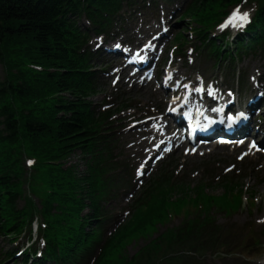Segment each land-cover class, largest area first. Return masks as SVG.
I'll return each mask as SVG.
<instances>
[{
    "label": "trees",
    "instance_id": "1",
    "mask_svg": "<svg viewBox=\"0 0 264 264\" xmlns=\"http://www.w3.org/2000/svg\"><path fill=\"white\" fill-rule=\"evenodd\" d=\"M214 1L222 0H199L197 6L203 8ZM57 2L0 0V60L6 59V55L17 56V59L21 57L32 65L47 68L36 74L20 70L15 75L8 73L5 84H0V175L4 177L0 181V189H8L11 182L8 180H12V174L5 171L16 167L15 140L34 144L37 151L46 156L70 151L84 131L79 126L80 112L71 107L66 121L48 109L34 114L38 103L34 105L33 101L41 100L46 92H68L76 96L85 90L75 81L78 69L75 68L72 51H69L71 47L61 34L66 27L59 24L54 14ZM22 44L24 47L17 53L7 51L8 45L18 47ZM74 102L72 100L68 106H73ZM18 103L25 104L26 111L18 109ZM44 172L47 176L52 174L50 168Z\"/></svg>",
    "mask_w": 264,
    "mask_h": 264
},
{
    "label": "rangeland",
    "instance_id": "2",
    "mask_svg": "<svg viewBox=\"0 0 264 264\" xmlns=\"http://www.w3.org/2000/svg\"><path fill=\"white\" fill-rule=\"evenodd\" d=\"M2 76L3 74L0 67V79L2 78ZM133 98H136V95H132L130 99ZM212 153L219 156L226 163V166L223 169H225L230 163H233L234 161V157L230 155L227 150L219 151L218 149H214ZM227 155V159L224 160L223 158ZM245 161L246 165L248 167H251L250 171L248 173L243 172L237 173L235 175L242 176L240 178V183L237 184H241L240 186L243 189V194L249 195V193H253L252 197L253 199H255L254 209L250 212L242 209L236 215H234L231 220L225 218L224 214L221 212L216 213L214 217L220 224L234 223L236 225L241 224L245 219H247L250 234L259 236L261 242L264 243V224L260 225V223H257V220L259 222H262L264 220V170L260 169L263 163L261 160L256 162L254 158H248V160L246 159ZM67 162L69 164H72V162L77 163V158L75 156H72L70 157V159H68ZM258 165L260 166L255 168V166ZM234 169H237V166H235ZM214 192L215 194H218L220 192V189L214 190Z\"/></svg>",
    "mask_w": 264,
    "mask_h": 264
},
{
    "label": "snow or ice",
    "instance_id": "3",
    "mask_svg": "<svg viewBox=\"0 0 264 264\" xmlns=\"http://www.w3.org/2000/svg\"><path fill=\"white\" fill-rule=\"evenodd\" d=\"M251 23L250 15L248 13H241L240 9H237L233 15L230 17L228 24L234 26V27H246L247 24ZM119 47V45H117ZM204 92V89H199V93L202 95ZM231 119V118H230ZM250 147H254V145H250ZM187 152L188 150L185 149Z\"/></svg>",
    "mask_w": 264,
    "mask_h": 264
},
{
    "label": "bare ground",
    "instance_id": "4",
    "mask_svg": "<svg viewBox=\"0 0 264 264\" xmlns=\"http://www.w3.org/2000/svg\"><path fill=\"white\" fill-rule=\"evenodd\" d=\"M164 37H165V36H162V38H164ZM159 39H160V38H159ZM159 39H156V40L158 41ZM148 61H149V63H151V59H150V58H149ZM263 63H264V60H263ZM15 74H16V72L12 73V75H15ZM7 77H8V76L3 75L1 79H6ZM33 79L37 80L36 77H33ZM134 80H135V77L131 76V77H130V81H132V83H133ZM0 84H2V83H0ZM167 96H168V94H165V95H163V98H166ZM152 123L154 124L155 121L153 120Z\"/></svg>",
    "mask_w": 264,
    "mask_h": 264
}]
</instances>
